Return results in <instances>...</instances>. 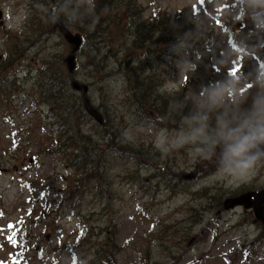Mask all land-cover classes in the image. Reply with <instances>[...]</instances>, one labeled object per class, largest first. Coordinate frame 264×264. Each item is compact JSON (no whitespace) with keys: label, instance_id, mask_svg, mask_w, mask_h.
Wrapping results in <instances>:
<instances>
[{"label":"rangeland","instance_id":"374dc122","mask_svg":"<svg viewBox=\"0 0 264 264\" xmlns=\"http://www.w3.org/2000/svg\"><path fill=\"white\" fill-rule=\"evenodd\" d=\"M64 1L0 0V264H264L253 208L225 207L264 189V167L234 182L184 149L160 152L156 133L177 127L138 107L127 81L133 71L191 99L233 70L253 73L264 63V33L239 0L211 9L206 0H69L57 11ZM169 16L193 22L199 35L188 76L162 41ZM57 20L83 36L73 76L90 86L106 125L67 86L72 45ZM68 132L98 142L92 169L67 146ZM114 242L108 263L100 253L113 255Z\"/></svg>","mask_w":264,"mask_h":264},{"label":"clouds","instance_id":"9594fccd","mask_svg":"<svg viewBox=\"0 0 264 264\" xmlns=\"http://www.w3.org/2000/svg\"><path fill=\"white\" fill-rule=\"evenodd\" d=\"M215 3L219 6L224 0ZM68 4L69 0H65L57 11H66ZM239 8L241 14L250 16L257 31L264 33V0H239ZM197 24L203 25L199 17ZM198 38L199 35L187 34L173 47L181 57V77L196 69V64L187 58V50L189 41ZM259 47L264 48V40ZM242 54L243 45L240 51L226 54L221 63L226 66L232 55ZM189 92L191 108L184 114L182 103L174 106L180 112L179 126L157 132L156 149L164 154L184 149L194 158L213 162L219 175L234 182H244L264 167V63L253 73L236 71L202 87L199 93Z\"/></svg>","mask_w":264,"mask_h":264},{"label":"trees","instance_id":"16d2710c","mask_svg":"<svg viewBox=\"0 0 264 264\" xmlns=\"http://www.w3.org/2000/svg\"><path fill=\"white\" fill-rule=\"evenodd\" d=\"M100 1L101 0H96V4H98ZM107 1L109 3L111 2V0ZM61 5L62 4H60V6ZM195 32L196 29L193 22H188L184 19L171 20L169 16L168 25L165 28V34L162 38V41L164 42V44H167L170 51L174 53L173 47L179 43L180 39L185 37L187 34H192L194 36ZM189 44L193 47V45L191 44V40L189 41ZM1 66H3V64H0V68ZM71 81L72 77L70 75L67 80V86L72 91L74 89L72 88ZM127 81L129 83L130 89L132 90V98L133 100L134 98L136 99V102L134 101V103L137 104L138 107H141L143 110H145L146 114L150 116H156V121L157 118L161 119L162 117H164L168 123H170L171 125H176L171 127L178 128L180 112L174 106L176 104L182 103L184 105V108L182 109V112L184 114H186L191 108V99H189L186 95L185 88L181 92H178L176 95H174V93H172L171 95L164 94L160 92L159 86H157L158 83L153 78L149 76L142 77L141 75H139L138 73H134L133 71L131 72V74H127ZM75 91L76 90L72 91V93H74ZM82 97L83 98L79 97L77 104L82 110H86L84 105V95ZM85 112L88 111L86 110ZM160 121L163 122L162 120ZM106 124V121H104L103 125ZM77 128H79L78 130H82L80 125H78ZM108 129L110 131V128ZM67 139L70 141V144H67V146L76 148L79 154L83 157V160L86 163L83 166V169H92L91 166L96 162L94 158L97 156L99 151L98 142L93 141L91 136L88 137L84 134L76 135V133L72 134L69 132L67 134ZM108 145H110V143H108ZM112 234V240L114 241L116 231L114 230ZM100 250H102L101 247L99 248V251ZM110 250L113 252V255H110L107 251H105V255H102V253H100V256H102L108 263H113V261L115 262V255H117L119 247L118 245H115L114 242V247Z\"/></svg>","mask_w":264,"mask_h":264},{"label":"water","instance_id":"95a60500","mask_svg":"<svg viewBox=\"0 0 264 264\" xmlns=\"http://www.w3.org/2000/svg\"><path fill=\"white\" fill-rule=\"evenodd\" d=\"M53 1L55 3V0ZM213 2L214 0H206V4L210 9L213 7ZM55 25L59 27L63 36L72 45V50L70 54L67 55V57L65 58L66 65L72 77V81H71L72 88L78 92H81L84 95V105L86 110L99 123L103 124L104 116L95 106H93L92 101L89 97V90H90L89 85L79 82L73 76L77 63L76 61L77 52L83 45V41H84L83 36L81 35V33L73 32V30L61 20H57L55 22ZM239 204H243L246 208H253L256 219L260 220L264 226V189L256 192L255 191L248 192L244 195L233 197L225 201L226 208H229V206L234 207L235 205H239Z\"/></svg>","mask_w":264,"mask_h":264},{"label":"snow or ice","instance_id":"6c2138e0","mask_svg":"<svg viewBox=\"0 0 264 264\" xmlns=\"http://www.w3.org/2000/svg\"><path fill=\"white\" fill-rule=\"evenodd\" d=\"M237 70H233V74H235V72H236ZM15 235V233L13 234V236ZM81 235H83V232H81ZM9 240L10 241H13V237H9ZM14 242V241H13Z\"/></svg>","mask_w":264,"mask_h":264},{"label":"bare ground","instance_id":"6f19581e","mask_svg":"<svg viewBox=\"0 0 264 264\" xmlns=\"http://www.w3.org/2000/svg\"><path fill=\"white\" fill-rule=\"evenodd\" d=\"M50 86H52V85H50ZM55 89V88H54ZM53 89V90H54ZM56 92H58V91H56ZM63 92V91H62ZM55 94V93H54ZM56 94H58V93H56ZM62 97V96H61ZM61 97H59V98H61ZM63 98V97H62ZM62 100V99H61ZM98 109V108H97ZM99 110V109H98ZM100 111V110H99ZM89 113V112H88ZM101 113V112H100ZM102 114V113H101ZM89 115H90V113H89ZM103 115V114H102ZM91 116V115H90ZM104 116V115H103ZM93 117V116H92ZM94 118V117H93ZM104 120H105V117H104ZM101 124V123H100ZM102 125V124H101Z\"/></svg>","mask_w":264,"mask_h":264}]
</instances>
